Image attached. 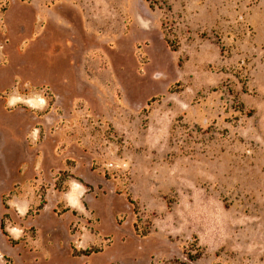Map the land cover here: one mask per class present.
<instances>
[{
    "label": "rangeland",
    "instance_id": "1",
    "mask_svg": "<svg viewBox=\"0 0 264 264\" xmlns=\"http://www.w3.org/2000/svg\"><path fill=\"white\" fill-rule=\"evenodd\" d=\"M158 1L0 0V264H264V0Z\"/></svg>",
    "mask_w": 264,
    "mask_h": 264
},
{
    "label": "trees",
    "instance_id": "2",
    "mask_svg": "<svg viewBox=\"0 0 264 264\" xmlns=\"http://www.w3.org/2000/svg\"><path fill=\"white\" fill-rule=\"evenodd\" d=\"M145 1L149 2L151 7H156V6L160 5V2L158 0H145ZM163 29H164V32H165V39L167 41V44H168L169 48L171 50H173V51H178L179 44L176 41L170 39L169 33L167 32L166 22H164V21H163ZM175 87H179V91L182 90L183 82H178L175 86L170 87L169 91L172 92L173 89H178V88H175ZM154 99L160 100V97H157V98H154ZM150 102H149V104H150ZM240 107L244 108V104H240ZM144 111H146V110H144ZM67 175H68V177L69 176L71 177L70 174H67ZM63 176H64V174H63ZM62 179H63V177H61V180ZM61 180H59V182L56 183V187L59 188V189H61L62 185H63V182ZM129 200L131 201L132 204H136L132 199H129ZM45 203H46V201L43 198V201L40 204L39 209H42L44 207ZM2 228L4 229V224L2 225ZM135 232H136L137 235L146 236L150 232V228L149 229L141 228V226L138 223H136L135 224ZM97 251H98L97 248H91V249H87V250H82L79 253H77L76 255H90L93 252H97ZM186 254H187L188 258L191 261H194V260L200 258L202 256L203 252L201 250H198V253L195 254V255H192L191 253H186ZM176 263L177 264H188L187 262H183V261H180V260H177Z\"/></svg>",
    "mask_w": 264,
    "mask_h": 264
}]
</instances>
